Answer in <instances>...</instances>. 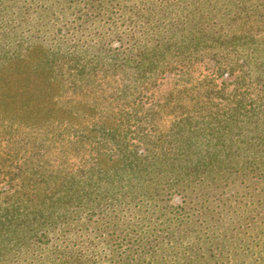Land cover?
<instances>
[{
  "label": "rangeland",
  "instance_id": "rangeland-1",
  "mask_svg": "<svg viewBox=\"0 0 264 264\" xmlns=\"http://www.w3.org/2000/svg\"><path fill=\"white\" fill-rule=\"evenodd\" d=\"M36 1L29 8L32 27L24 25L18 37L7 34L0 44L20 50L0 65V202L14 201L19 215L11 233L0 231V264H264V210L247 218L231 200L189 230L175 219L179 195L151 199L122 189L111 199L99 192L105 181H97L115 164L121 145L137 154L172 150L179 142L164 137L178 120L196 128L221 111L222 93L242 74L240 66L231 67L240 50L191 45L200 34L187 13L225 12L226 4L240 0H156L157 8L167 5L169 17L145 23L140 32L128 11L109 4L101 25L91 26L102 32L90 29L82 37L78 17L90 8L84 0ZM205 22L198 27L207 37H226V24ZM115 27L120 44L108 31ZM99 34L107 55L88 66L90 52L82 50ZM169 43L140 70L148 55L138 46ZM114 47L116 65L110 62ZM241 90L247 107L263 92L255 81Z\"/></svg>",
  "mask_w": 264,
  "mask_h": 264
},
{
  "label": "trees",
  "instance_id": "trees-1",
  "mask_svg": "<svg viewBox=\"0 0 264 264\" xmlns=\"http://www.w3.org/2000/svg\"><path fill=\"white\" fill-rule=\"evenodd\" d=\"M35 1L0 0V34H3L0 36V44L4 39L8 41L5 38L8 37L7 34L9 37H18V33L24 30V25L28 27V17L31 14L29 8ZM84 1L90 8L89 12L78 17L80 37L85 32L90 33L86 30L97 29L91 28L94 23L99 22L101 25L100 17L109 14V4L115 5L120 11H128L127 19L132 29L139 32L144 29L145 23L152 24L159 17L160 20L167 19L170 13L167 5L157 8L156 0H123L124 5L121 4L122 0ZM191 1L196 3L200 0ZM247 1L226 4L225 12L217 11L211 15L199 13V8H190L187 13L197 24L193 32L200 34L193 37L191 45L220 47L222 43L240 50L237 62L232 63L231 67L240 66L242 74L237 77L236 85L229 92L222 93L224 104L221 111L218 112L217 108L212 116L196 128H192L189 120H178L175 125L177 129L164 137L168 142H179V146L172 150L161 148L156 152L151 150L137 154L134 149L121 145L114 158L115 164L111 169L101 172L103 176L97 178V181H105L99 188L100 193L110 192L111 199H116L122 189L130 196L142 194L151 199L179 195L182 203L175 207L178 209L175 219L179 226H187L189 230L195 219L208 216L210 211L228 205L231 200L239 204L241 213L246 214L247 218L256 211L264 210V0L253 6ZM12 9L16 10V17H10L12 14L15 16ZM89 13L94 15L91 20L88 19ZM38 15L34 26L36 30L38 21L43 19L41 12ZM210 18L227 25L226 37L222 33L208 37L203 33L198 26ZM99 25L97 30L101 33ZM105 29L103 27V31ZM110 30L115 40L122 43L118 29L115 27L108 29ZM96 31L93 34H97ZM130 33L125 34V37ZM105 38V35L99 34L93 47L82 50L90 52L86 55L88 66L99 64L106 57ZM3 47L0 46V65L16 54L20 55V50L9 51L10 49ZM170 47V43L160 46L156 44L147 48L148 50L138 46L139 51L148 55L140 70H143L145 63L152 64ZM117 48H111L110 51V62L113 65L118 61ZM81 58L84 62L85 58ZM82 67L85 68V65ZM253 81L262 87L263 92L251 98L247 107L244 103L247 92L241 88ZM187 126L190 129L185 128ZM220 201L223 203L221 206L218 204ZM18 216L14 201L7 198L0 202L1 236L11 233L14 226L19 224Z\"/></svg>",
  "mask_w": 264,
  "mask_h": 264
}]
</instances>
